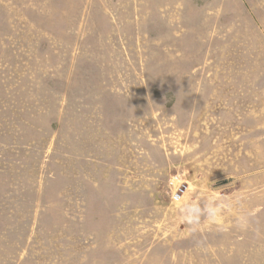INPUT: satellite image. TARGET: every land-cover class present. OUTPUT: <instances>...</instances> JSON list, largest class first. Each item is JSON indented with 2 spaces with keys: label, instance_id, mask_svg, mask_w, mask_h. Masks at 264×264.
<instances>
[{
  "label": "rangeland",
  "instance_id": "rangeland-1",
  "mask_svg": "<svg viewBox=\"0 0 264 264\" xmlns=\"http://www.w3.org/2000/svg\"><path fill=\"white\" fill-rule=\"evenodd\" d=\"M0 264H264V0H0Z\"/></svg>",
  "mask_w": 264,
  "mask_h": 264
},
{
  "label": "built area",
  "instance_id": "built-area-1",
  "mask_svg": "<svg viewBox=\"0 0 264 264\" xmlns=\"http://www.w3.org/2000/svg\"><path fill=\"white\" fill-rule=\"evenodd\" d=\"M171 189H172V200L174 202H180L183 198V194H185L187 187L182 182V179L180 176H175L170 180L169 183Z\"/></svg>",
  "mask_w": 264,
  "mask_h": 264
},
{
  "label": "clouds",
  "instance_id": "clouds-1",
  "mask_svg": "<svg viewBox=\"0 0 264 264\" xmlns=\"http://www.w3.org/2000/svg\"><path fill=\"white\" fill-rule=\"evenodd\" d=\"M213 215H215V213H213Z\"/></svg>",
  "mask_w": 264,
  "mask_h": 264
}]
</instances>
